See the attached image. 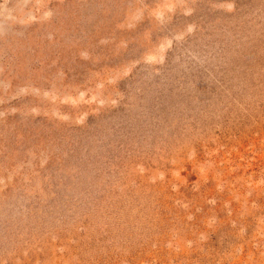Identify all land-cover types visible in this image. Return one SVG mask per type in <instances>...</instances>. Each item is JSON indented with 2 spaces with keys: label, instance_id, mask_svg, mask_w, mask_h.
Listing matches in <instances>:
<instances>
[{
  "label": "rangeland",
  "instance_id": "1",
  "mask_svg": "<svg viewBox=\"0 0 264 264\" xmlns=\"http://www.w3.org/2000/svg\"><path fill=\"white\" fill-rule=\"evenodd\" d=\"M0 264H264V0H0Z\"/></svg>",
  "mask_w": 264,
  "mask_h": 264
}]
</instances>
